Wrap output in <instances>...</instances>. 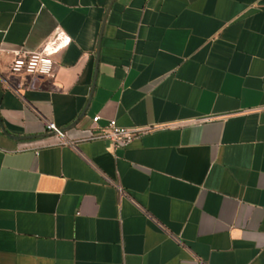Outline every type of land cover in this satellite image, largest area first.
Here are the masks:
<instances>
[{
	"label": "crops",
	"instance_id": "obj_1",
	"mask_svg": "<svg viewBox=\"0 0 264 264\" xmlns=\"http://www.w3.org/2000/svg\"><path fill=\"white\" fill-rule=\"evenodd\" d=\"M0 120V264H264V0H0Z\"/></svg>",
	"mask_w": 264,
	"mask_h": 264
},
{
	"label": "built area",
	"instance_id": "obj_2",
	"mask_svg": "<svg viewBox=\"0 0 264 264\" xmlns=\"http://www.w3.org/2000/svg\"><path fill=\"white\" fill-rule=\"evenodd\" d=\"M69 43L70 39L67 36H57L36 51L26 52L22 49L13 51L10 73L17 76L50 78L54 69L52 57L64 50ZM99 119L98 116L92 118V127L80 130L75 139L67 141L68 144L107 140L112 143L115 149H123L128 147L142 133V131L121 128L117 126L115 121H110L106 126L99 127ZM46 132L53 134L59 140H65L66 138V132L51 123L47 124Z\"/></svg>",
	"mask_w": 264,
	"mask_h": 264
},
{
	"label": "water",
	"instance_id": "obj_3",
	"mask_svg": "<svg viewBox=\"0 0 264 264\" xmlns=\"http://www.w3.org/2000/svg\"><path fill=\"white\" fill-rule=\"evenodd\" d=\"M77 122H78V120H76L73 124H71L70 126L65 128L63 131H67V130L71 129L72 127H74L77 124ZM0 128H1L2 132H3V134L9 136L6 133V131H5L4 127H3V125H2L1 120H0ZM9 137L12 138V139H15V140H29V139H34V138L39 137V136L21 137V138H19V137H11V136H9Z\"/></svg>",
	"mask_w": 264,
	"mask_h": 264
}]
</instances>
